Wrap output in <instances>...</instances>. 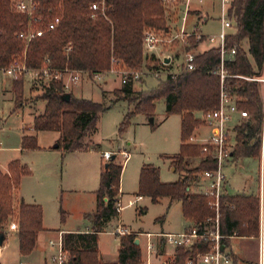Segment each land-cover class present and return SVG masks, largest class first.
I'll list each match as a JSON object with an SVG mask.
<instances>
[{
    "label": "trees",
    "instance_id": "obj_1",
    "mask_svg": "<svg viewBox=\"0 0 264 264\" xmlns=\"http://www.w3.org/2000/svg\"><path fill=\"white\" fill-rule=\"evenodd\" d=\"M19 0H0V68L8 67L14 60L23 62L28 69L69 68L90 73L103 72L110 68L115 59L116 67L140 70H177L172 62L163 64L155 55L147 57L142 48L145 29L166 30L164 9L160 0H33L34 17L41 19L39 26L53 18L60 22L55 29L45 31L42 36L28 44L18 38L28 24V16L16 10ZM97 2L98 10L92 12L90 4ZM227 16L232 22L226 36V48L235 47L232 58L224 61L226 77L223 89L235 98L238 109L248 116L233 128L234 147L230 152L233 160L258 156V134L262 119V95L260 82L264 76V0H231ZM234 32H233V31ZM242 41L247 43L244 49ZM194 51L199 41L189 39ZM70 47L69 50H66ZM177 59V56H173ZM149 60V61H147ZM219 50L210 47L195 53L194 69L181 70L174 76L167 75L147 92L134 91V81L122 84L113 102L123 100L133 105L124 116L119 130L122 131L136 114L153 117L155 104L163 100L166 115L180 116L179 151L169 156L171 167L180 177L175 182L160 181L159 169L152 164H143L139 171L137 196H147L156 204L163 197L169 202H180L182 217L191 226H200L205 219L214 216L210 208V197L190 191L192 183L206 170L216 167L211 153L203 152L199 144H191L190 137L202 125L194 113L218 108L221 82L218 74ZM21 76L13 79L15 110L22 106L19 101L23 92ZM141 82V80H140ZM45 102L42 113L32 119L30 130L56 131L59 133L56 148L63 151H87L84 139L94 135L101 112L109 108L70 93L69 101L61 99L64 93L60 81L42 83ZM155 127V124H150ZM23 128L20 151L38 150L34 133ZM114 155V154H113ZM112 155V156H113ZM100 166L99 185L95 191V209L87 214L92 229L87 232H69L62 235V251L69 254L64 264H141V250L136 245L134 233L119 237L116 262L103 263L97 248L98 233L104 225L118 215L116 203L119 199L120 177L123 168L116 155ZM199 158V163L190 167L189 160ZM31 174L30 168L14 159L7 164L6 172L0 171V232L6 237V227L14 220L18 250L22 255L30 254L36 243L37 234L43 230V211L40 205L19 201L15 206V191L23 177ZM145 209L141 208L139 213ZM160 218H157L159 221ZM220 232L224 247L229 237L257 238L259 234L258 198L253 194L229 195L224 192L220 199ZM165 242L159 240V251ZM209 249L206 241H197L191 249L176 246L174 255L167 264H187L190 258Z\"/></svg>",
    "mask_w": 264,
    "mask_h": 264
},
{
    "label": "rangeland",
    "instance_id": "obj_2",
    "mask_svg": "<svg viewBox=\"0 0 264 264\" xmlns=\"http://www.w3.org/2000/svg\"><path fill=\"white\" fill-rule=\"evenodd\" d=\"M192 6L194 9L198 11L201 10L203 14H206L207 21H197L196 15L190 13L184 21V28L186 30H191L195 22L198 30L202 34H218L221 30L219 0H203L202 3L193 1ZM164 19L166 21L165 15ZM165 23L166 30H154L162 35L164 34L165 37L172 36L174 28L172 25L169 26L167 21ZM177 27H181L180 20L177 22ZM208 45H210V43L205 42L202 44L201 48L206 50ZM242 46L246 49L247 43L242 41ZM194 52H201V49L197 47ZM179 53L180 47L178 40L167 43L161 52L162 55L177 56V61L174 60V63H172L173 67H176V69ZM145 68L149 69L144 65L139 71L145 72ZM174 70L175 69L172 71ZM146 75L147 76L141 79V82L139 80L133 83L134 91L143 92V90H145V92H147L164 79L163 76L157 78L148 74ZM26 76L23 79V92L19 98V101L22 102V106L15 110L14 94L11 89V83L13 79H18L19 77L9 78L0 75V129L3 132L1 133L3 134L1 138V147L10 145L16 140L18 141L22 127L29 128L33 115H38L43 111L45 102L39 99V96L43 92L42 83L37 78L30 76V74H28V77ZM121 86L120 74L117 71L105 76L102 81H94L92 78H87L85 76L79 83L72 86L71 94H73V96L80 95V97L77 98L92 100L93 102L101 103L104 107L110 105L109 108L100 113L96 133L84 139L85 144H87L89 148H93L96 144H98V148L82 151L83 153H74L71 151L70 153H65L61 148H54L59 154L57 164L59 178L61 174L60 168L65 166L66 159L70 156V187H72L70 189H72L73 192H61V196L57 203L58 206L55 209L45 211L43 224L48 230L39 234L35 243L36 249L27 258L19 255L17 251L16 236L11 234V231L16 232L17 225L16 222L12 220L6 227V240L4 244L0 246V264H18L19 262H30L32 260L33 262L39 261L38 255L40 248L43 246L46 247L49 240H58L57 230H84L86 227L91 226L92 221L87 214H91L94 210L95 195L90 189L95 186L98 187L97 183L99 185V176L95 177L96 168L92 170L91 166L94 165L95 167L96 163L99 161H102V163L104 162L101 154L105 150L110 151L112 155H116L117 160L123 164L120 182L122 192L121 204L123 208L120 215L118 214L112 217L110 221L104 225L103 231L99 234V249L104 258L112 259L116 256L119 237L107 231L113 230L118 223L132 232L143 233L139 235V237L136 235V238L138 237L140 240L141 263L144 262L142 251L145 249L144 247L147 241L146 232H158L162 228L164 231H174L180 230L183 227L180 202L175 201L169 203V199L163 197L158 203L153 204L147 196H136L138 192L139 169L142 164H152L157 167L159 169L161 182L169 183L179 179L180 174L178 171L172 170L168 157L179 151L180 116L178 114L166 115L164 102L163 100H159L155 104L154 115L152 117L155 127H151L148 122L149 118L145 115L136 114L130 119L129 124L120 131V124L124 116L133 107V105H129L123 100L113 102L120 96L118 90ZM259 86L262 95L264 84L260 82ZM78 87L82 88L81 94L76 92ZM197 116H199V114H197ZM200 130L202 135L207 134V129L205 127H201ZM40 137L42 141L49 143L48 145H53L57 143L58 140L55 141V139L59 138V135H56L54 131H43L40 133ZM189 142L191 141L189 140ZM230 147L231 149L234 147V142ZM30 151L31 150L22 152V156L20 153H16L17 156L14 159L18 158L22 164L31 167L32 164L30 161L33 162V159L30 158L28 153ZM123 152L128 154L127 158L122 155ZM79 154L83 156L80 161L77 159L79 158L77 156H80ZM199 160V158L190 159V167L197 165ZM235 161L236 160L228 159L224 165V172L229 183L227 188L228 192L231 194L242 193V187L245 182L248 187L245 191L255 192L258 175L257 160L255 158H240L236 162ZM2 162L3 160L0 161V168L4 169L6 163ZM86 181L88 182L86 183ZM83 187L87 190L78 191L79 189H83ZM190 191L194 192L196 190L194 187H191ZM14 205L17 206L15 202ZM141 208L145 210L139 213ZM157 218H162L163 222L157 221ZM152 237L150 238L152 241H158V237ZM247 247L249 252L251 246L247 245ZM52 250L54 252L57 251L56 247H53ZM64 253L66 255L65 262H67L69 254L67 252ZM54 255L52 257H54ZM172 255L173 254L168 248H165L161 253H159L158 250L152 264H163L164 262L167 264L171 260ZM247 256L250 260L255 259L256 262H258V248L256 247L252 253L250 251ZM99 260L103 262L101 259ZM49 263L50 262L47 260V264ZM55 264L57 263L55 262Z\"/></svg>",
    "mask_w": 264,
    "mask_h": 264
},
{
    "label": "built area",
    "instance_id": "obj_3",
    "mask_svg": "<svg viewBox=\"0 0 264 264\" xmlns=\"http://www.w3.org/2000/svg\"><path fill=\"white\" fill-rule=\"evenodd\" d=\"M196 1L202 3L203 0H160L166 21L173 19V22L180 20L181 27L176 28L172 36L165 37L164 34H160L154 29H145L142 35V48L147 57L155 55L163 64L173 62L172 55H162V49L167 43H171L174 40L179 41L180 53L179 64H177V70H163L162 68L147 69L145 72L139 70H127L117 68V62L115 59L111 60V66L109 69L98 72L90 73L84 70H74L69 68L57 69L50 67H43L39 69H28L23 62L14 60L8 67L0 68L1 76H8L16 78L30 74L37 78L41 83H46L51 80L60 81L64 92H70L73 85L80 82L83 77H90L94 81H102L105 76L116 71L120 74L121 84H125L128 81L137 82L144 76L151 75L157 78L160 76L171 75L174 76L181 70H193L195 52L190 48L189 39L194 38L199 42H209L212 47L219 50L220 64L218 74L221 82V91L219 94L218 108L203 112L201 120L211 129V134L205 139L200 140L197 144L202 146V151L211 153L216 160V167L213 170H206L200 176L207 179V184L203 187L201 194L210 197V208L214 211V216L205 219L200 226H190L186 230L180 233H146L147 242L145 244L144 262L141 264H152L151 259L157 255L159 240H163L165 245L184 246L191 249L193 244L197 241L203 240L208 243L209 249L203 253L197 254L194 258H190L187 264H230L231 258L228 252L221 249V239L226 238L220 232V199L224 194V186L227 178L224 173V164L228 159H232L230 156L231 142H230V130L228 123L233 114H237L240 121L247 118L248 114L244 110H240L237 107L235 98L228 94L222 87L223 81L226 77V73L223 69L224 61L233 57L235 53V47L230 49L226 48V36L231 28L232 22L227 16V7L231 0H219V20L221 30L216 35H204L198 28L197 24L193 25L191 30L184 28V21L188 14L194 10L192 3ZM99 4L93 2L90 4V10L92 12L98 10ZM16 10L20 13H24L28 16V24L24 31L18 33V38L28 44L32 39L40 37L45 31H51L56 28L60 22L59 17L51 19L46 25L45 29L41 28L39 24L41 19L34 17L35 2L33 0H19L16 4ZM67 47L66 50H69ZM161 55H159V54ZM169 58V62L165 63L164 59ZM257 81L264 84V76L262 78H256ZM238 123V124H239ZM191 142L195 141L191 136L189 139ZM259 149L257 156V190L255 196L258 198V218H259V258L258 264H263L264 253V90L262 92V119L261 126L258 134ZM122 155L125 158L128 154L123 152ZM112 154L109 151H104L101 154L103 160H108ZM121 206L119 202L116 203V211L119 213ZM117 237L130 234V230L122 225H117L109 232ZM143 233H135V235H142ZM158 237V241H152L150 238ZM234 237V236H231ZM230 238V237H229ZM52 246H55L57 253L52 258L57 264H64L66 261V255L62 251V241L50 242Z\"/></svg>",
    "mask_w": 264,
    "mask_h": 264
},
{
    "label": "crops",
    "instance_id": "obj_4",
    "mask_svg": "<svg viewBox=\"0 0 264 264\" xmlns=\"http://www.w3.org/2000/svg\"><path fill=\"white\" fill-rule=\"evenodd\" d=\"M190 13L191 14L194 13L196 15L197 21H199V20H201V22H206L207 21V15L203 14L201 10L198 11V10L194 9ZM167 22H168L169 26L172 25V27L174 28V32H175L176 28L179 29L177 27V22H173V19H171L170 21L167 20ZM194 24H196V23L194 22ZM203 43H205V42H200L199 45H198V47L201 49V52L205 51L204 48H201ZM207 47L210 48V47H212V45L210 44ZM208 48H206V50ZM174 60L177 61V59H172V61H173L172 63H174ZM178 64H179V60H178ZM25 76H24V78H25ZM6 77H8V76H6ZM26 77H28V74H27ZM81 89L82 88L78 87L76 89L77 90L76 92L81 94ZM70 92H72V91H70ZM75 96L76 97H80V95H75ZM197 114H199V116H197ZM194 115H195L196 118L200 119L201 115H202V112H196V113H194ZM34 116H36V115H33V117ZM33 117H32V119H33ZM239 121H240V119H239L238 115L237 114H233L231 116V119H230L229 123H228V128L230 130V138H231L230 142H231L232 145H233V142H234V139H233L234 133H233L232 130H233V128L236 125H238ZM31 124H32V122H31ZM201 127H205L207 129V134L206 135H202L201 134V130H200ZM23 128H27V127H22L21 135H20L18 141L16 140L15 142H12L10 145H6V146H3V147H1V142H2L1 138L3 137V134H1V133H3V132L0 129V161L3 160L2 163H6V165L4 166V169L0 168V170L3 171V172H6L7 164L10 161L14 160V158L17 156L16 153H20V155L22 156V152L20 151V142H21V136L23 134ZM30 128H31V125L28 128V130H29L28 132L29 133H34V135L36 136V139L38 140L37 142H38L39 149L38 150H31L30 152H28L29 155H30V158L33 159V162H34L33 163L32 161H30L31 164H32L31 167L29 166V168L31 170V174L29 176H25V177H23L21 179L20 185L18 186V188L15 191L16 198H15L14 201H15L16 204L21 200V201H23L26 204H37V205L41 206L42 211H43V219H42L43 230L40 231L37 234V238H38V236H39V234L41 232H43L45 230H48V228L44 227V224H43L44 223L45 211L46 210L55 209L58 206L57 203H58L59 197L61 196V192L62 193L63 192L69 193V192H73V191H72V189H70V188H72V187H70V156H68V158L66 159L65 166L63 168H60L61 174H60V178H59L58 173H57L58 172L57 164H58V158H59L58 155L59 154H58V152H56L54 150V148H56V146H57V143H55L53 145H48L49 143H45L44 141H42V138L40 137V133H42L43 131L33 132L32 130H30ZM50 132H52V131H50ZM54 133H56V135H59V133L56 132V131H54ZM210 134H211V129L203 122L202 125L198 129H196L194 131L193 135H192L194 137L195 141L190 142V143L191 144H197L200 140L205 139L208 136H210ZM58 139L59 138H56L55 141H57ZM96 145H98V144H96ZM105 151H108V150H105ZM71 152L83 153L82 151H71ZM65 153H70V151H66ZM79 155L81 157L77 156V157H79V158H77L78 161H80L83 158L82 154H79ZM42 159H44V160H42ZM255 159L257 160V157ZM101 164H102V161H99V162L96 163L95 167H94V165L91 166L92 170H93V168H96V170L94 169L95 170V177L99 176V168H100ZM141 166H140V168H141ZM122 170H123V168H122ZM172 170H173V168H172ZM139 171H140V169H139ZM121 174H122V172H121ZM87 182L88 181H86V183ZM120 182H121V177H120ZM207 183H208L207 179L199 176V178L192 183L191 187L195 188L196 191H194V193H201L203 187ZM97 186H98V183H97ZM228 186H229V183H228V178H227L226 184L224 186V192L226 194H229V195H235V194H231V193L228 192V190H227ZM255 186H256L255 189L257 190V182H256ZM191 187H190V189H191ZM97 188L98 187L95 186V187L90 189V190H92L91 192L94 193V195H95V191L97 190ZM246 189H248V187H247V184L245 182L243 184V187H242V193H238V194H253V195L256 194V190H255V192H250L248 190L245 191ZM84 190H87V189H85L83 187V189H79L78 191H84ZM119 191H120V194H119L118 202H119V204L121 206V210H122L123 206L121 204V195H122L121 186L119 188ZM137 197H142V196H137ZM94 209H95V202H94ZM121 210H120V212H121ZM180 211H181V205H180ZM120 212L118 213L119 215H120ZM181 216H182V213H181ZM182 219H183V217H182ZM159 221L163 222V219L160 218ZM117 225H121V224L118 223V224H116V226ZM190 226H191L190 223H188L187 221H185L183 219V227L180 230H174V231L165 230L164 231V229L162 228L158 232H146V233H180V232L186 230ZM91 229H92V224H91V226L86 227L84 230L77 229L75 231H72V230H69V229H59V230H57V232H58V238L57 239L58 240L57 241L49 240L48 241V245L46 247L43 246L42 248H40L39 255H38L39 256V261H35L34 260L35 262H33V260H32V261H30L31 263L28 262V261H25V262H19L18 264H32V263L47 264V260L50 262L49 264H55L54 260L52 259L53 258L52 256L54 254H56L57 251L54 252L52 250V248L55 247V246H52V244L50 243L51 241L52 242H58L60 239H62V235L64 233H69V232H87V231H89ZM107 232H110V231H107ZM130 232H132V231L130 230ZM100 233L101 232L98 233V238H99V234ZM132 233L135 234V233H142V232H132ZM11 234H14L16 236L17 251L19 253L18 240H17L16 232L15 231H13V232L11 231ZM137 236L139 237V235H137ZM138 237H137V239H138ZM37 238H36V240H37ZM257 238H255V237L254 238H252V237L251 238H248V237H235V236L234 237H230L228 245L226 247H224L222 245L223 249L226 252H228L229 255H230V258H231L230 264H258V262H256L255 259L250 260L249 257L247 256V254H249L250 251L252 253V251H254L256 247L258 248V255H259V244H258V239ZM5 240H6V237H5ZM5 240H4V242H5ZM4 242H3V244H4ZM138 245H140V240H139V244ZM247 245L251 246V250L249 252H248ZM97 248H98V251H99V259H101L103 262H116L117 253H116V256L113 257L112 259H106V258L103 257V254L101 253V251L99 249L98 241H97ZM165 248H168V250L174 255L175 247H173L171 245H167V244L165 245L164 244V249ZM35 249H36V246L34 247L33 251ZM164 249H163V251H164ZM144 250L142 251L143 252L142 253V257L143 258H144V255H145V251ZM158 250H159V248H158ZM159 253H161V252L159 251ZM30 254L22 255V254L19 253V255H21L23 257H26V258L29 257ZM173 255H172V257H173ZM155 258H156V256L151 259V263L154 262ZM257 258H259V256ZM163 264H166V262H164Z\"/></svg>",
    "mask_w": 264,
    "mask_h": 264
},
{
    "label": "water",
    "instance_id": "obj_5",
    "mask_svg": "<svg viewBox=\"0 0 264 264\" xmlns=\"http://www.w3.org/2000/svg\"><path fill=\"white\" fill-rule=\"evenodd\" d=\"M164 62L165 63H168L169 62V58L166 57L164 59ZM61 99L64 100V101H69V99H70V93L69 92H64L61 95ZM148 122H149V124H153V118L150 117ZM112 158H114V155L112 156ZM4 240H5V235L0 232V246L3 244ZM134 243L136 245H138L139 244V240L136 238ZM221 249H223V247H221Z\"/></svg>",
    "mask_w": 264,
    "mask_h": 264
}]
</instances>
